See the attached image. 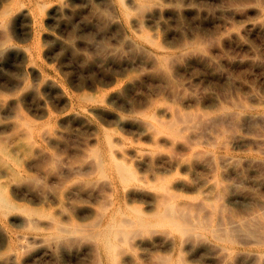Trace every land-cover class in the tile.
<instances>
[{
    "label": "rangeland",
    "instance_id": "374dc122",
    "mask_svg": "<svg viewBox=\"0 0 264 264\" xmlns=\"http://www.w3.org/2000/svg\"><path fill=\"white\" fill-rule=\"evenodd\" d=\"M158 1L164 8L153 13L152 4L137 6L126 0L132 8L126 24L117 20L112 0H67L66 6L56 14L41 15L33 10L29 19L24 18L8 32L11 42L31 47V55L26 60L10 55L0 64V99H7L4 107H0L2 143L12 144L15 133L22 131L20 122L24 118L33 119L38 129H43L44 125L45 130L56 129V138L49 140L48 145L40 143L34 147L43 153L51 151L56 162L32 164L31 176L23 177L20 186L11 187L10 196L19 205L51 208L52 214L64 221L62 226L68 227L69 233L63 242L40 244L31 236L42 238L41 232L17 228L11 222L4 224L0 227V264H105L99 261L96 247L88 236L70 232L72 226L80 227L79 224H84L106 202L110 191L109 180L97 175L90 162L89 150L96 138L87 123L106 128L113 138L123 134L144 143H149V139L118 125L112 117L92 110L88 100L80 104L81 94L94 96L101 90L117 89L132 80L133 87L128 88L125 97L135 106H141L148 99L169 100L162 73L147 50L139 42L130 44L125 39L128 28H145L157 33L171 48H177L184 39H202L208 47L210 45L213 67L207 69L199 64L193 70H179L174 77L176 81L187 92L210 93L202 100L206 109H213L219 103L234 109L239 101L254 105L247 109L245 120L237 130L245 136V141L229 143L220 153L241 158L238 169L244 168L241 176L230 170L224 178L226 182H237L240 188L229 195L225 204L227 213L237 219L249 218L259 211L248 202L253 201L254 189L249 188L255 184L253 180H264V162L258 159H264L261 127L264 123V0ZM25 2L29 4L28 0ZM40 74L52 80L55 86L40 85L36 93L13 97L20 91L23 80L26 86L39 85ZM126 106L120 100L111 104L117 112L132 113ZM252 119L260 124H255L260 129L249 124ZM161 143L173 156L182 155V148L170 149L163 139ZM159 162L154 160V166L159 168ZM251 162L258 165V170H247ZM185 165L170 167L166 174L171 182L177 172V179L184 180L180 189L193 200L204 194L216 171L206 170L196 162L190 167ZM136 167L140 174L148 169L146 165ZM126 195L138 205H147L146 188L129 189ZM43 198L51 204L41 203L39 199ZM9 229L17 238L27 235L28 247L8 246L3 235H7ZM253 248V243H244L238 247L241 255L228 258L218 250L213 239L201 243L180 240L168 245L133 242L124 246L119 264H155L156 255L162 253L180 255L184 264H253L248 257ZM13 253L18 255L15 263L5 258Z\"/></svg>",
    "mask_w": 264,
    "mask_h": 264
},
{
    "label": "bare ground",
    "instance_id": "6f19581e",
    "mask_svg": "<svg viewBox=\"0 0 264 264\" xmlns=\"http://www.w3.org/2000/svg\"><path fill=\"white\" fill-rule=\"evenodd\" d=\"M28 1L29 4H26L25 0L0 2V64H4L10 55H18L23 60L31 55V47L16 44L7 38L14 25L24 18L29 19L33 10L41 15L45 12L56 14L67 4V0ZM131 2L137 6L152 4L150 7L154 8L153 13L161 12L164 8L158 0ZM112 3L117 20L129 23L132 8L127 5L126 0H112ZM128 29L130 31L125 33V39L130 44L139 42L147 50L151 61L162 73L169 100L148 99L143 101L141 106H135L125 97L128 88L133 87L132 80L117 89L101 90L94 96L81 94L80 104L84 103L83 100H88L92 110L112 117L118 125L149 139V143L130 139L123 134L113 138L106 128L100 129L90 122L87 123L96 138L95 145L90 148L88 155L93 164L91 165L97 175L109 180L110 191L106 202L101 204L84 224H79L81 228L74 225L70 232L88 236L96 247L99 261L105 264H119L124 246L133 242H160L168 245L177 244L180 240L201 243L207 239H213L218 250L224 252L228 258L242 254L238 249L239 245L253 243L254 248L248 257L253 264H263L264 180L255 179V184L249 186L254 189V196L253 201L248 203L255 205L259 211L249 218L232 217L227 213L225 204L229 195L240 191V188L237 182H226L224 178L230 170L241 176L244 168L238 169V166H241V158L225 152L220 153V149L229 143L245 141V136L237 130L245 120L247 109L254 105L239 101L235 103L234 109L226 103L206 109L202 106V100L204 96H210V93L187 92L176 81L174 77L179 70H193L199 64L207 69L213 67L214 63L209 54L210 45L208 47L202 39H184L177 48H171L157 33L148 29ZM39 78L42 79L39 85L34 83L26 86L24 80H19L20 91L13 97L36 93L40 85L55 86L49 78H43L41 74ZM119 100L123 105L126 104V110L132 113L125 114L112 109V102ZM6 101L7 99H0V107H4ZM126 101L129 103H124ZM252 120L249 124L260 129V126H255L258 122ZM262 125L264 130V123ZM20 127H23L22 131L15 133L12 144L2 143L0 136V227L11 222L17 228L25 227L41 232L42 238L31 236V239L35 238V242L40 244L50 241L63 242L68 238V227L62 226L64 221L53 215L51 208L47 210L27 204L19 205L20 203H16L10 196L11 187L20 186L19 182L23 177L31 176L29 167L32 164L56 162L51 151H44V154L41 149H34L36 144H47L49 140L56 138V129L45 130V125L43 129H38L31 118H24ZM161 139L169 143L170 149L177 146L182 148V155L173 156L169 149L165 151ZM156 159L160 161L159 168L154 166ZM258 159L264 162L263 158ZM194 162L201 164L206 170H215L216 173L207 183L204 194L192 200V196L180 189L184 180L177 179V172L170 182L166 171L184 163L186 167H190ZM137 165H146L147 172L140 174ZM246 167L247 170H258V165L253 162ZM144 188L148 192L146 206L134 203L131 197L126 195L129 189ZM39 200L43 204H51L46 198ZM3 236L8 246L13 249H16L17 245L21 248L28 247L27 235L17 238L14 231L9 229L7 235ZM5 258L15 263L18 255L13 253ZM156 260L155 264H184V258L180 255L157 254Z\"/></svg>",
    "mask_w": 264,
    "mask_h": 264
}]
</instances>
